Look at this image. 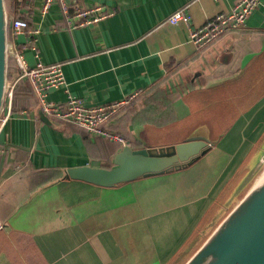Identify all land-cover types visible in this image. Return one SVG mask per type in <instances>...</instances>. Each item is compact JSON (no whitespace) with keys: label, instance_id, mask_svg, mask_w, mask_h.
<instances>
[{"label":"crops","instance_id":"0c3cea01","mask_svg":"<svg viewBox=\"0 0 264 264\" xmlns=\"http://www.w3.org/2000/svg\"><path fill=\"white\" fill-rule=\"evenodd\" d=\"M236 1L78 0L84 7L103 6L111 15L76 29L67 26L57 3L42 13V0L33 1L30 26L39 33L32 46L24 47L20 36L16 47L22 54L31 50L23 54L29 66L61 65L65 85L49 91V101L64 104L74 97L87 107L129 98L134 102L170 76L176 86L171 85L172 90L182 95L176 101L138 103L125 128L135 147L129 146H167L194 133L219 139L187 166L208 167L196 186H212L210 192L159 209L153 201L144 203L132 195L136 186L158 176L101 188L65 175L69 167H102L108 162L111 167L127 138L109 132L124 141L120 143L87 132L89 140L83 139L77 126L42 122L37 105L12 114L20 116L7 120L6 125L11 122L0 133V146L20 150L22 161L7 169L0 183V264H168L175 259L204 225L216 199L225 202L264 142V0L244 29L227 32L200 51L189 41L186 27L168 23L167 17L184 10L197 28L228 12ZM188 82L194 87L187 89L183 84ZM33 119L38 121L35 132ZM70 125L73 130L68 132ZM115 143L120 146L111 155L105 148ZM89 146L97 149V156ZM167 211L174 217L165 228L161 216Z\"/></svg>","mask_w":264,"mask_h":264},{"label":"water","instance_id":"95a60500","mask_svg":"<svg viewBox=\"0 0 264 264\" xmlns=\"http://www.w3.org/2000/svg\"><path fill=\"white\" fill-rule=\"evenodd\" d=\"M8 41L5 0H0V114L8 81ZM36 114L42 122L51 125V120L39 108ZM218 139L206 133H194L184 141L167 146L134 149L122 144L113 156L111 167H69L65 175L73 181L113 188L190 166L207 154ZM247 169L221 208L217 209L210 224L204 226L206 238L182 264H264V142L249 161ZM248 185L244 195L235 200ZM198 236L203 238L200 234Z\"/></svg>","mask_w":264,"mask_h":264},{"label":"built area","instance_id":"2783aa9c","mask_svg":"<svg viewBox=\"0 0 264 264\" xmlns=\"http://www.w3.org/2000/svg\"><path fill=\"white\" fill-rule=\"evenodd\" d=\"M30 1V8L33 11V1L35 0ZM260 2L261 0H237L228 12L214 15L197 28L191 26V18L184 10H177L170 14L167 17V22L183 24L187 29L189 41L200 51L212 45L223 34L244 29L248 17ZM55 3L59 5L63 18L70 29L95 25L111 15V12L103 6L84 7L79 4L78 0H42L39 8L42 13H46ZM38 33L39 29L29 26L23 20L15 19L13 14L9 16L8 54L10 58L14 59L19 73L15 80H8L6 84L4 104L0 114V133L12 115V96L15 85L19 80H25L31 87L38 108L50 120L71 124L89 134L106 136L124 143L122 139L107 132L105 125L124 106L129 104L132 98L99 107H87L82 99L74 97H69L64 104L49 101L47 99L48 92L65 85L61 65L38 62L34 66H29L22 51L16 47V40L19 36H23L25 39L24 47L32 46V41Z\"/></svg>","mask_w":264,"mask_h":264},{"label":"trees","instance_id":"16d2710c","mask_svg":"<svg viewBox=\"0 0 264 264\" xmlns=\"http://www.w3.org/2000/svg\"><path fill=\"white\" fill-rule=\"evenodd\" d=\"M5 6L6 11L13 13V16L15 19L23 20L25 21L29 26L31 23V14L32 10L30 8L31 1L30 0H5ZM19 73L18 67L14 61V59L9 57L8 60V80H13L15 77H17ZM170 76L167 78L161 80L158 84H155L151 88H149L147 91L142 93L134 102H131L124 106L121 111H119L114 117L111 124L106 126V130L108 132H114L115 134L122 136L124 138H127V144L131 145L132 147H135L133 145L132 140H130V135L128 131L125 129L127 124L130 122L131 116L136 112L138 108V103L142 105H148L149 103L161 100V99H168L171 101H176L181 95V90L175 89V91L172 90L173 85L171 82H169ZM177 85H181L180 83H177ZM186 85L187 89H191L194 87V83H186L183 84ZM173 87H176L173 85ZM179 91V92H178ZM36 99L34 98L33 92L31 90L30 85L25 80H19L15 88L13 90V96H12V114H21L25 111H30L31 109L35 108L36 106ZM68 132H71L72 126H67ZM75 128V127H73ZM76 131L82 134L83 139L89 140V134L82 129L76 128ZM113 143V142H112ZM116 145L110 148L106 146V150L111 151V155L119 148V144L115 143ZM89 152L93 155L97 156V149L93 150L89 147H87ZM20 150H12L7 146H0V183L3 180L4 173L7 169H11L14 167L15 163L21 162L22 160L17 155ZM95 153V154H94ZM109 162L105 165H102V167H109ZM187 168V167H185ZM184 169V168H182ZM180 169V170H182ZM176 171V170H175ZM174 171H170L168 173H171Z\"/></svg>","mask_w":264,"mask_h":264},{"label":"rangeland","instance_id":"374dc122","mask_svg":"<svg viewBox=\"0 0 264 264\" xmlns=\"http://www.w3.org/2000/svg\"><path fill=\"white\" fill-rule=\"evenodd\" d=\"M10 13L11 12H7V18H9V16L11 15ZM17 40H22V39L19 36L17 38ZM22 42L23 43L25 42L24 38H23ZM29 53H31L30 49L26 48L23 50L24 56H28ZM19 116L20 115H16V116L11 115L10 118L14 119L15 117H19ZM10 122L5 127V128H7V130L9 128ZM36 123L38 124V121L33 119V127L34 128L36 127ZM34 128H33V131L34 132L37 131V128H35V129ZM37 155H39V154H37ZM199 166H200L199 163H195L190 168L187 167L186 169L184 168V169L179 170V171L176 170L175 171L176 173H174L176 175H173V176L170 175L169 177H163L162 175L161 176L158 175V177H153L152 179H148V181H146L147 182L146 186H136L132 192V195H134L135 199L137 198V200H140L144 203L153 201L154 208L159 207V209H160V208H164L167 206L170 207L174 203H179V202H182L186 199L192 198L196 195L203 194L204 192L207 191V189H208V193H209L210 190L212 189V186H210V187L209 186H196L198 179L202 176L204 171L208 170L207 166H205V167H199ZM249 185L246 186L240 192V194L237 195L235 200L241 198L244 195V193L246 192ZM216 204H215V208L212 211H208V213H210L208 218H207V216L205 217L206 214L201 218V221L203 220L204 217L207 219L205 221L204 225L202 223V226L197 230V232L193 233L191 235V237H189L186 240L185 244L177 251V254L174 257L175 259H173V260L171 259L168 264H170L171 262L178 263L179 258L189 256L191 253H193V251H195V249L199 246V244H201V242H203V240L206 238L205 237L206 234L203 233L204 226L206 224H208V225L210 224V220L214 217L217 209L221 208L223 203L219 199L218 201H216ZM150 205H152V204H146V208H148ZM144 208H145V206H144ZM172 209L173 208H170L169 210L173 211ZM170 211L165 212V214H164L165 217L161 216V217H163V221L165 223V228L168 227L170 220L173 219V217H174V214L171 215ZM131 217L129 218V214H128V219H131ZM194 227H196V225ZM211 229L209 230V232L211 231ZM199 234H200V236L202 235V237H203L202 239H199V236H198ZM146 246H147V243L145 241V247Z\"/></svg>","mask_w":264,"mask_h":264},{"label":"flooded vegetation","instance_id":"af4514ba","mask_svg":"<svg viewBox=\"0 0 264 264\" xmlns=\"http://www.w3.org/2000/svg\"><path fill=\"white\" fill-rule=\"evenodd\" d=\"M219 199H220V197H219V198H217V199H216V201H218Z\"/></svg>","mask_w":264,"mask_h":264}]
</instances>
